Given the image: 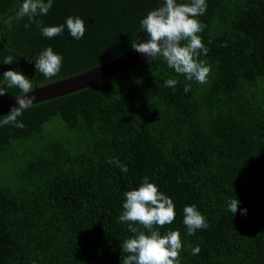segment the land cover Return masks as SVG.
<instances>
[{"label":"trees","instance_id":"trees-1","mask_svg":"<svg viewBox=\"0 0 264 264\" xmlns=\"http://www.w3.org/2000/svg\"><path fill=\"white\" fill-rule=\"evenodd\" d=\"M160 1L53 0L37 19L55 26L81 17L86 31L76 40L67 27L52 39L34 23L26 28L28 18H17L23 0H0V81L19 70L34 88L112 60L140 38V20ZM206 3L198 17L206 83L156 57L33 104L18 117L23 129L0 127V152L13 150L17 164L15 188L0 187V264H121V243L132 235L117 222L124 193L145 176L175 204L161 232L179 230L181 264H264V0ZM49 46L63 57L52 78L26 59ZM8 55L13 64L3 63ZM170 78L174 88L164 85ZM7 91L0 102L22 94ZM55 117L68 132L45 127ZM193 204L209 227L188 235L183 209Z\"/></svg>","mask_w":264,"mask_h":264},{"label":"clouds","instance_id":"clouds-1","mask_svg":"<svg viewBox=\"0 0 264 264\" xmlns=\"http://www.w3.org/2000/svg\"><path fill=\"white\" fill-rule=\"evenodd\" d=\"M53 0H23L19 7L17 18L27 17L29 24H36L41 34L52 39L61 35L65 27L70 35L80 40L83 38L86 27L85 21L79 16H69L65 23L55 26H45L43 20L37 17L47 15L52 8ZM207 9L206 0H164L158 7L149 11L140 20V32L147 33V39L137 43L131 41V46L138 53L146 56L149 61L162 57L169 68L177 74L184 75L188 81L195 80L200 84L207 82L211 67L208 62L201 59V55H207L209 49L198 35L206 27L198 17ZM211 41H209L210 43ZM29 62L35 61V68L46 78L56 76L61 67L63 57L55 53L52 47H46L37 57H28ZM4 64H13L14 57L8 55L3 60ZM0 81V96L8 93L7 89L16 88L22 93L16 95V106H13L8 114L0 119V127L13 125L23 129L24 123L18 119L25 110L33 106L35 96L31 79L19 70L9 69L3 73ZM178 81L167 79L165 87L174 88ZM185 93L190 91V85L184 87ZM109 164H115L123 172H127V165L118 159L110 157ZM122 212L118 217V223L127 225L132 234L121 243V264H181L180 252L183 248L179 230L168 229L165 233L161 229L171 225L175 220V204L173 200L158 189V186L145 176L136 188L124 193ZM239 200L237 198L228 201L227 210L237 213ZM247 209L242 214H246ZM183 224L187 234L194 235L197 230L207 229L209 224L206 217L198 210L196 205H186L183 209ZM200 247L192 248V254L198 255ZM36 264V261H32Z\"/></svg>","mask_w":264,"mask_h":264},{"label":"water","instance_id":"water-1","mask_svg":"<svg viewBox=\"0 0 264 264\" xmlns=\"http://www.w3.org/2000/svg\"><path fill=\"white\" fill-rule=\"evenodd\" d=\"M161 2L163 3L164 0H161L160 3ZM146 39L147 33L145 31L137 40V43L143 42ZM147 60L149 59L146 56L138 53L131 47L114 59L88 69L84 72L44 85H35V87L33 88V92L29 95L35 96V100L33 101V104H35L47 99L80 90L97 82H100L119 71L130 68ZM16 103L17 102L15 96L0 102V115L9 112L13 106H16Z\"/></svg>","mask_w":264,"mask_h":264},{"label":"rangeland","instance_id":"rangeland-1","mask_svg":"<svg viewBox=\"0 0 264 264\" xmlns=\"http://www.w3.org/2000/svg\"><path fill=\"white\" fill-rule=\"evenodd\" d=\"M51 130L52 133L59 135L61 132H68L65 129L64 122L55 117L50 122H46V126ZM9 150V154H6ZM6 153L1 154L0 152V187L15 188L16 183L14 180L13 173L16 170L17 164L15 163V154L13 150L8 149Z\"/></svg>","mask_w":264,"mask_h":264}]
</instances>
